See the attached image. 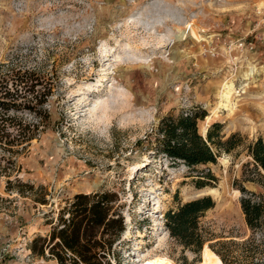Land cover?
Instances as JSON below:
<instances>
[{"label": "rangeland", "instance_id": "rangeland-1", "mask_svg": "<svg viewBox=\"0 0 264 264\" xmlns=\"http://www.w3.org/2000/svg\"><path fill=\"white\" fill-rule=\"evenodd\" d=\"M0 76L38 80L45 110L9 112L40 132L17 153L0 150V264H56L32 254L31 239L73 194L93 191L113 192L123 220L111 264L264 263V233L247 227L235 187L245 145L264 141V0H0ZM193 108L207 113L201 134L215 121L244 137L238 154L207 165L217 179L202 188L203 167L171 165L151 134ZM207 194V240L194 253L170 236L165 212Z\"/></svg>", "mask_w": 264, "mask_h": 264}, {"label": "trees", "instance_id": "trees-1", "mask_svg": "<svg viewBox=\"0 0 264 264\" xmlns=\"http://www.w3.org/2000/svg\"><path fill=\"white\" fill-rule=\"evenodd\" d=\"M39 84L38 80L31 77L16 81L0 76V150L17 153V146L24 149L31 139L38 136V124L11 116L9 112L27 111L41 119L45 114L42 108L44 100L40 101L43 93L40 89H34ZM206 115L203 108L169 112L159 119L151 133L155 138L154 153L168 159L171 165L181 164L191 170L203 167L194 180L197 188L211 185L217 179L207 165L215 164L221 153L238 154V148L244 143V137L239 132L226 136L222 132L223 124L215 121L209 125L203 137L197 122ZM245 149L250 159L242 164L241 181L235 180V187L240 192L239 203L247 227L252 232L264 233L262 137L249 141ZM13 181L18 183V178L6 180V190L15 188ZM242 182L256 184L260 190H248ZM28 189H31L30 186ZM16 192L24 196L20 188ZM34 201L45 203L43 197L35 198ZM115 201V194L109 191L73 194L57 210L54 220L46 222L50 225L47 234L33 237L28 249L35 256L53 259L56 264H111L110 257L115 258L117 255L114 252L115 243L123 231L122 216L114 207ZM213 206L214 200L207 194L168 208L165 225L170 236L183 248L199 253L207 240L200 226V218ZM249 242H254V239L249 238L244 244ZM261 243L264 244V238ZM204 256L205 262L209 264V256ZM220 256L224 264L231 262L222 254Z\"/></svg>", "mask_w": 264, "mask_h": 264}, {"label": "bare ground", "instance_id": "bare-ground-1", "mask_svg": "<svg viewBox=\"0 0 264 264\" xmlns=\"http://www.w3.org/2000/svg\"><path fill=\"white\" fill-rule=\"evenodd\" d=\"M232 85H225L223 88V92H222V100L224 101V105L225 107H228L230 105V97H231V92H232ZM207 120H209V117L207 118ZM211 192H213L214 190H210Z\"/></svg>", "mask_w": 264, "mask_h": 264}, {"label": "water", "instance_id": "water-1", "mask_svg": "<svg viewBox=\"0 0 264 264\" xmlns=\"http://www.w3.org/2000/svg\"><path fill=\"white\" fill-rule=\"evenodd\" d=\"M203 137H205L206 136V133L203 135V134H201Z\"/></svg>", "mask_w": 264, "mask_h": 264}]
</instances>
